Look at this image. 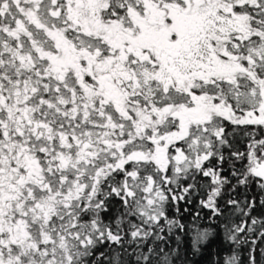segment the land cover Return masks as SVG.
<instances>
[{
  "label": "snow or ice",
  "instance_id": "1",
  "mask_svg": "<svg viewBox=\"0 0 264 264\" xmlns=\"http://www.w3.org/2000/svg\"><path fill=\"white\" fill-rule=\"evenodd\" d=\"M197 196L260 264L264 0H0V264H175Z\"/></svg>",
  "mask_w": 264,
  "mask_h": 264
},
{
  "label": "trees",
  "instance_id": "2",
  "mask_svg": "<svg viewBox=\"0 0 264 264\" xmlns=\"http://www.w3.org/2000/svg\"><path fill=\"white\" fill-rule=\"evenodd\" d=\"M241 149L243 150L242 145ZM225 169L224 174L229 175L230 170H228L227 164H225ZM226 201L227 195L221 201L222 208H224ZM118 208V205L113 207V218L118 214ZM252 215L264 217V207L258 205ZM170 216L179 218L181 223L185 225L183 230H175L168 239V247L175 249V257H178H174L175 264H223L224 259L232 255L235 246L228 239L224 229V224L229 219H235L230 209L225 211L224 216L213 217L208 209L199 207V197L197 196L193 198L192 204L181 203L180 212L172 209ZM197 230H207L209 235L194 247L193 240ZM236 251L242 264H247V246L236 249ZM260 264H264V256L261 257Z\"/></svg>",
  "mask_w": 264,
  "mask_h": 264
}]
</instances>
